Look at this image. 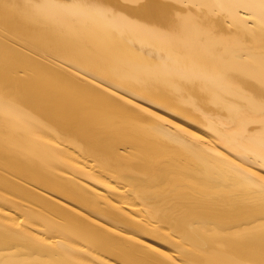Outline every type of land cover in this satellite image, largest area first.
<instances>
[{
    "label": "bare ground",
    "instance_id": "1",
    "mask_svg": "<svg viewBox=\"0 0 264 264\" xmlns=\"http://www.w3.org/2000/svg\"><path fill=\"white\" fill-rule=\"evenodd\" d=\"M0 264H264V0H0Z\"/></svg>",
    "mask_w": 264,
    "mask_h": 264
},
{
    "label": "rangeland",
    "instance_id": "2",
    "mask_svg": "<svg viewBox=\"0 0 264 264\" xmlns=\"http://www.w3.org/2000/svg\"><path fill=\"white\" fill-rule=\"evenodd\" d=\"M103 44H106V43H103ZM37 49H38V48H37ZM135 49H139V50H137V52H135V54H138V53L142 50V47H141V49H140V48H138L137 46H135ZM40 50H41V48H40ZM37 51L39 52V50H37ZM38 52H37V54H39ZM47 53H48V52H47ZM47 53H46V54H47ZM51 53H52V52H49L47 55H50ZM46 54H45V56H47ZM56 54H57V53H55V54L52 53L51 56L58 57V55L56 56ZM59 58H60V57H59ZM8 87L12 90V93L15 94V92H13V91H14L13 88H12L13 86H12V85H9Z\"/></svg>",
    "mask_w": 264,
    "mask_h": 264
}]
</instances>
